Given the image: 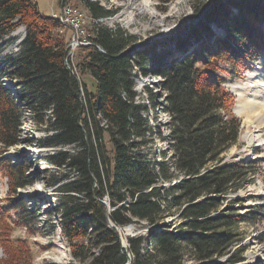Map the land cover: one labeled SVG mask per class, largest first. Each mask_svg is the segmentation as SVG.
<instances>
[{"label": "trees", "instance_id": "16d2710c", "mask_svg": "<svg viewBox=\"0 0 264 264\" xmlns=\"http://www.w3.org/2000/svg\"><path fill=\"white\" fill-rule=\"evenodd\" d=\"M229 5L238 13L231 21ZM85 7L94 18L113 13L95 1L85 0ZM261 19L264 0H214L203 27L207 30L208 21H214L224 34L210 43L201 41L196 51H180L178 59L157 70L169 115L168 152L162 150L157 160L140 149L153 132L147 125L146 106L134 89L136 72L145 73L148 51L136 52L134 37L120 26L95 25L88 36L91 44L79 47L74 71L66 65V38L57 32L56 20L42 14L34 0H0V46L18 26L24 27L19 49L0 63V79L4 76L18 88L15 94L0 81L2 150L19 142L25 109L36 125L49 123L52 133L40 140L60 147L45 159L64 171L50 184L60 193L55 203L61 232L79 264L87 260L126 264L128 254L129 264L244 260V247L233 249L240 242L232 230L241 221L240 214L231 212V206L219 209L230 191L243 186L250 170L247 163L224 161V153L237 143L240 123L231 112L232 96L215 61L237 58L230 41L234 39L242 44V57L258 56L263 47L257 27ZM84 73L94 80L92 91L82 79ZM68 145L77 148L67 149ZM6 160L0 159V172H7L10 192L15 193L16 187L27 184L16 183L15 178L22 179L31 162L2 167ZM174 178L178 180L162 185ZM104 195L112 208L108 214L101 201ZM9 208L27 207L10 204ZM173 211L180 222L171 227L164 218ZM108 218L115 226H126L121 231L142 220L147 234L128 236L123 248ZM7 219L0 215V243L6 254L0 264H30L27 242L11 240ZM81 238H89L88 243L75 241Z\"/></svg>", "mask_w": 264, "mask_h": 264}, {"label": "rangeland", "instance_id": "374dc122", "mask_svg": "<svg viewBox=\"0 0 264 264\" xmlns=\"http://www.w3.org/2000/svg\"><path fill=\"white\" fill-rule=\"evenodd\" d=\"M90 1L97 2L113 13L102 18H94L85 7V0H34L38 10L44 15L58 12L62 3L75 7L83 15L84 38L87 40L88 36L92 35L95 25H104L109 28L120 26L134 37L136 52L148 51L149 59L145 65V73L137 71L134 83L135 88L141 92L138 101L146 106L147 125L151 128L153 135H150L146 144L140 146V149L148 158L160 160L159 153L162 150L168 152L165 137L168 134L169 115L164 108L165 91L160 85L162 77L156 72L162 66L169 65L173 59H178L181 56L180 51H196L201 41L204 44L210 43L224 34L222 27L214 21H208L207 30L203 27L206 24L204 15L214 0ZM228 8L231 11L228 17L231 21L232 16L238 13L235 6L229 5ZM59 27L57 32L66 38L67 43L71 32L67 28H62L61 25ZM257 27L263 38V47L258 56L252 55V59L242 57V44L239 45L234 39L230 41L231 46L236 50L237 58L232 61L224 59L215 61L218 67L217 72H223L222 76L225 78L223 86L232 96L231 112L240 123L237 143L231 145L224 153V161L247 163L246 166L250 170L243 186L236 191H230L219 210L231 206L234 209L231 212L240 214L241 221L232 228L233 232L240 236V242L235 244L233 249L241 245L244 247V259H249L250 253H256L255 259L261 262L253 264H264L262 253L264 250V114H254L249 118L238 115L234 110L237 96L232 89L235 84L247 86L249 87L247 95L251 96L254 85L247 82V75L254 68L264 69V19L258 21ZM23 34L24 27L21 25L11 32L9 41L0 46V63L6 56L19 49ZM78 55L79 48H76L72 57L67 58V63L74 71L77 70ZM77 76L80 79L79 75ZM82 79L86 83L87 90L92 91L94 80L86 73L82 75ZM4 80L8 82L5 83L6 85ZM0 81L8 88L10 84H13L12 80L4 76ZM140 82L145 83V86L142 87ZM21 106L24 108V105L21 104ZM49 126V123L47 126L36 125L31 112L25 109L23 122L20 125L19 142L4 151L0 142V159H7L2 167H5L7 163L13 165L23 160L31 162L24 177L15 178L16 183H27L16 187L15 193L10 192V179L7 172H0V215L3 214L6 218L8 216L6 228L11 240L22 239L27 242L30 264H79L72 257L70 247L61 232L60 214L55 203V197L60 193L56 191L55 185L50 184L54 176L58 178L64 171L62 168H55L45 159L46 155L53 153V149L60 147L46 146L40 140L52 133ZM156 132H160L163 138H160L157 135L159 133ZM108 140V136L104 134L103 141L109 150L111 144ZM66 148L76 149L77 145H68ZM36 157L41 160H34ZM177 180L174 178L171 183L165 182L162 185L168 186ZM30 192L33 193L31 197L25 195ZM10 204L27 208L19 211L9 208ZM164 222L171 224V227L176 226L180 222L178 213L173 211L171 215L164 218ZM132 225L133 230L129 229L132 232L147 234L148 230L146 232L144 230L148 226L144 221L137 220ZM88 240L89 238H81L75 241L88 243ZM5 257L4 247L0 243V262ZM191 262L186 259L184 264H191ZM80 264H89V261Z\"/></svg>", "mask_w": 264, "mask_h": 264}, {"label": "bare ground", "instance_id": "6f19581e", "mask_svg": "<svg viewBox=\"0 0 264 264\" xmlns=\"http://www.w3.org/2000/svg\"><path fill=\"white\" fill-rule=\"evenodd\" d=\"M50 17H52L54 20H56L59 23V25H62V17H59L58 15L52 14V13L50 14ZM61 27L67 28V26H61ZM23 36H24V34H23ZM66 49H67V52H69V50H70V42L69 41L66 43ZM68 56L69 55H67V58H68ZM67 62L68 61L66 59V63ZM247 82L249 84L254 85V89L252 90L253 94L251 96L247 95L249 92V87H247V86L244 87L242 85L235 84L232 87L233 91H235L236 96H237V98L235 100V106H234L235 112L240 116H245L246 118H249L250 116H252L254 114H260V113L264 114V69H262V68H259V69L256 68L255 69L254 68V70L249 72V74L247 75ZM5 83H8V82L6 80H4V84ZM9 89H11L12 92H14V93H16L18 91V88L13 84H10ZM256 140L258 141L259 139L257 138ZM53 150H55V149H53ZM32 194H33L32 192L25 193V195L28 197H31ZM128 231H130V230L127 228L126 232H128ZM122 239L124 240L123 235H122ZM262 253L264 254V250H262ZM255 254L250 253L249 259H244L242 262H240V264H253L254 262L255 263L261 262V261H259V259H255ZM263 263H264V261H263Z\"/></svg>", "mask_w": 264, "mask_h": 264}, {"label": "built area", "instance_id": "2783aa9c", "mask_svg": "<svg viewBox=\"0 0 264 264\" xmlns=\"http://www.w3.org/2000/svg\"><path fill=\"white\" fill-rule=\"evenodd\" d=\"M59 17H62V25L67 26V30L71 32L69 42L70 50L67 52V55L71 58L73 52L76 48L80 46L90 45L91 42L84 37V19L81 12H79L75 7L68 3H62L58 12H52ZM60 32V29H59ZM69 65V64H68ZM70 67V65H69ZM74 70V69H73ZM101 201H106V196L104 195ZM135 236V235H131Z\"/></svg>", "mask_w": 264, "mask_h": 264}, {"label": "water", "instance_id": "95a60500", "mask_svg": "<svg viewBox=\"0 0 264 264\" xmlns=\"http://www.w3.org/2000/svg\"><path fill=\"white\" fill-rule=\"evenodd\" d=\"M97 48L100 49L99 47H97ZM66 65H67L68 68H70L69 65H68L67 63H66ZM76 78L78 79V77H76ZM102 202H103V204H104L105 207H106V214H108L109 211H110L112 208L110 207L108 201H102ZM108 222H109V225H110L111 227H114L115 230L117 231V233H118V235H119L120 242H121V246H122L123 248H126L127 245H128V243H127V237H128V236H131L132 234L134 235V233H135V234H138V233H136V231H133V232L131 231V230H133V228H134L132 224H127V225H128V229H131V230L128 231V232H126V231H121V230H125V229H126V226H115V225L109 220V218H108ZM147 230H148V228L145 229L144 232H146ZM122 232H123L124 240L122 239ZM140 232H141V231H140ZM142 232H143V231H142ZM139 234H142V233H139ZM226 257H227V256H224V257H222V258H220V259H218V260H219V261H223ZM130 260H131V257H130V255L128 254V261H127L126 264H129V263H130ZM237 264H240V263H237Z\"/></svg>", "mask_w": 264, "mask_h": 264}]
</instances>
